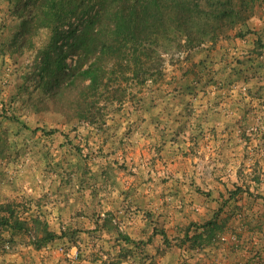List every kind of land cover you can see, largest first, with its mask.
Returning a JSON list of instances; mask_svg holds the SVG:
<instances>
[{"label":"rangeland","instance_id":"obj_1","mask_svg":"<svg viewBox=\"0 0 264 264\" xmlns=\"http://www.w3.org/2000/svg\"><path fill=\"white\" fill-rule=\"evenodd\" d=\"M15 1L0 0V257L17 258L1 264H262L243 235L264 225V0L219 32L170 28L70 122L30 78L50 30L12 51Z\"/></svg>","mask_w":264,"mask_h":264},{"label":"trees","instance_id":"obj_2","mask_svg":"<svg viewBox=\"0 0 264 264\" xmlns=\"http://www.w3.org/2000/svg\"><path fill=\"white\" fill-rule=\"evenodd\" d=\"M14 3L20 24L12 51L24 50L26 42L38 31L50 30V42L39 52L38 70L30 78L44 95L55 101L56 110L70 122L88 120L93 115L89 112L96 99L89 98L102 94L111 70L134 74L147 67L153 59L152 46L170 28L189 36L203 21L199 28L202 35L219 32L237 8L251 13L256 0H240L239 5L235 0H16ZM69 60L75 63L73 67ZM78 82L82 87L72 96ZM10 220L5 219L3 224L8 225ZM15 225L21 224L16 221ZM52 237L47 235L36 245L40 248Z\"/></svg>","mask_w":264,"mask_h":264},{"label":"crops","instance_id":"obj_3","mask_svg":"<svg viewBox=\"0 0 264 264\" xmlns=\"http://www.w3.org/2000/svg\"><path fill=\"white\" fill-rule=\"evenodd\" d=\"M233 231L232 232H235V233H239L241 232L242 229H237L236 226L233 227ZM250 229L249 232L247 233H244V237L246 235H250L252 236V238H250V240H252L251 242L254 244H257L259 246H264V225H246L245 229ZM250 242V243H251ZM222 251V250H221ZM222 255H220V253H218V255L215 256L214 259L217 260L218 264H239L238 262H240L241 260V252L237 251L230 255H232V258L231 257H227L225 251L223 250L222 251ZM51 253H43L41 252V255H38V258H39V262L42 263V264H67L66 260L63 258L62 255H58V254H55V255H49ZM214 256V255H213ZM229 256V255H228ZM11 258H7V256L5 257H0V264L3 262V260H8L9 262H14L16 260V256H10ZM254 257V256H253ZM251 258V257H250ZM229 260L228 263L226 260ZM262 260V264H264V250L262 251L261 253V258ZM32 263H33V260H30ZM252 261L253 260H249L248 262L249 263H253ZM256 262V261H255ZM19 263H22V264H26L27 263V260L24 259V260H20ZM80 263V262H79ZM78 263V264H79ZM73 264H76V263H73Z\"/></svg>","mask_w":264,"mask_h":264},{"label":"built area","instance_id":"obj_4","mask_svg":"<svg viewBox=\"0 0 264 264\" xmlns=\"http://www.w3.org/2000/svg\"><path fill=\"white\" fill-rule=\"evenodd\" d=\"M68 257H70V258H74V259H77L78 254H77V253H76V254L73 253V254H71V255L69 254Z\"/></svg>","mask_w":264,"mask_h":264}]
</instances>
